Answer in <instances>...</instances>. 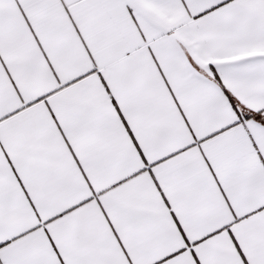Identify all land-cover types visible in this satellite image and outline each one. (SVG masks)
I'll return each mask as SVG.
<instances>
[{
	"label": "snow or ice",
	"instance_id": "obj_1",
	"mask_svg": "<svg viewBox=\"0 0 264 264\" xmlns=\"http://www.w3.org/2000/svg\"><path fill=\"white\" fill-rule=\"evenodd\" d=\"M0 264H264V0H0Z\"/></svg>",
	"mask_w": 264,
	"mask_h": 264
}]
</instances>
